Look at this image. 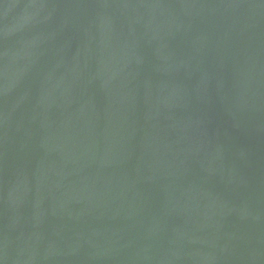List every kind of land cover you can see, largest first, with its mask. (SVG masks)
Wrapping results in <instances>:
<instances>
[{
  "label": "water",
  "instance_id": "water-1",
  "mask_svg": "<svg viewBox=\"0 0 264 264\" xmlns=\"http://www.w3.org/2000/svg\"><path fill=\"white\" fill-rule=\"evenodd\" d=\"M0 264H264V0H0Z\"/></svg>",
  "mask_w": 264,
  "mask_h": 264
}]
</instances>
